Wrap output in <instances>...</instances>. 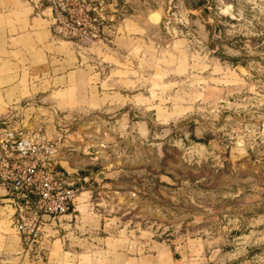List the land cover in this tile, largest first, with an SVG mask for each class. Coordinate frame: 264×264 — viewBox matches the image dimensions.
<instances>
[{"label": "rangeland", "instance_id": "obj_1", "mask_svg": "<svg viewBox=\"0 0 264 264\" xmlns=\"http://www.w3.org/2000/svg\"><path fill=\"white\" fill-rule=\"evenodd\" d=\"M92 1L103 10L91 31L53 25L81 69L104 78L99 100L29 120L61 140L77 198L111 219L93 233L82 220L63 263L264 264V0ZM10 229L7 253L21 249Z\"/></svg>", "mask_w": 264, "mask_h": 264}, {"label": "crops", "instance_id": "obj_2", "mask_svg": "<svg viewBox=\"0 0 264 264\" xmlns=\"http://www.w3.org/2000/svg\"><path fill=\"white\" fill-rule=\"evenodd\" d=\"M53 16L49 0H0V123H16L21 128L32 130L35 129L32 123H36L29 120L34 110L68 112L92 107V102L99 100L104 78L97 73L83 71L79 60L68 54V47L56 36ZM91 95H94L92 99ZM46 128L49 129L50 125ZM61 158L64 156L60 155ZM58 162L57 169L66 171L65 162ZM83 177L81 180L86 179ZM98 205L77 198L71 211L50 227L51 246L45 253L47 264H64V260L72 255L71 250L66 251L64 247L73 233H78L76 228L82 220H90L96 226L92 228L86 223L85 226L91 228L86 233L106 230L111 219L106 218L102 210L95 209ZM12 213L8 192L0 184V241L4 233L11 232L10 228L15 231ZM112 236L110 234L107 239ZM87 239L93 242L99 238L89 234ZM18 241L21 249L7 253L5 247L0 248V257L12 254L14 264H24L26 256L31 254L24 253L20 235ZM91 250L84 255H99L98 251ZM145 258L143 256L140 260ZM132 261L126 258L124 264H133Z\"/></svg>", "mask_w": 264, "mask_h": 264}, {"label": "built area", "instance_id": "obj_3", "mask_svg": "<svg viewBox=\"0 0 264 264\" xmlns=\"http://www.w3.org/2000/svg\"><path fill=\"white\" fill-rule=\"evenodd\" d=\"M49 1L54 21L65 19L66 27L78 35L93 29L90 12L103 10V1L98 0L96 5L92 0ZM10 124L0 123V184L8 192L12 226L21 237L24 253L41 256L50 245V227L71 211L83 188L57 169L63 148L60 139L52 141Z\"/></svg>", "mask_w": 264, "mask_h": 264}, {"label": "water", "instance_id": "obj_4", "mask_svg": "<svg viewBox=\"0 0 264 264\" xmlns=\"http://www.w3.org/2000/svg\"><path fill=\"white\" fill-rule=\"evenodd\" d=\"M199 13H200L201 15H203V14H205V13H208V14H209V11H207V10L205 9V10H203V11H199ZM110 176H111V175H110L109 173L98 172V173L96 174V176H95V180H96L97 182H103V181L109 179Z\"/></svg>", "mask_w": 264, "mask_h": 264}, {"label": "trees", "instance_id": "obj_5", "mask_svg": "<svg viewBox=\"0 0 264 264\" xmlns=\"http://www.w3.org/2000/svg\"><path fill=\"white\" fill-rule=\"evenodd\" d=\"M204 3H201L200 6H203Z\"/></svg>", "mask_w": 264, "mask_h": 264}]
</instances>
